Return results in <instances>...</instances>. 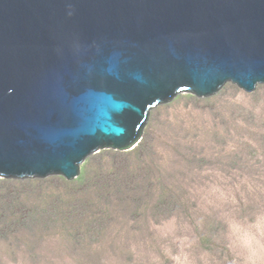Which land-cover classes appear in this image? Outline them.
Here are the masks:
<instances>
[{"label":"water","instance_id":"1","mask_svg":"<svg viewBox=\"0 0 264 264\" xmlns=\"http://www.w3.org/2000/svg\"><path fill=\"white\" fill-rule=\"evenodd\" d=\"M228 83L264 84V0H0V177L78 178Z\"/></svg>","mask_w":264,"mask_h":264},{"label":"rangeland","instance_id":"2","mask_svg":"<svg viewBox=\"0 0 264 264\" xmlns=\"http://www.w3.org/2000/svg\"><path fill=\"white\" fill-rule=\"evenodd\" d=\"M80 172L0 177V264H264V84L179 95Z\"/></svg>","mask_w":264,"mask_h":264}]
</instances>
